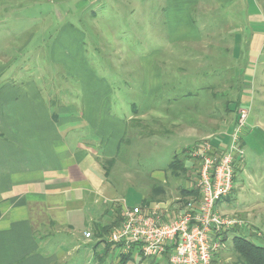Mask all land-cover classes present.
<instances>
[{
  "label": "rangeland",
  "instance_id": "1",
  "mask_svg": "<svg viewBox=\"0 0 264 264\" xmlns=\"http://www.w3.org/2000/svg\"><path fill=\"white\" fill-rule=\"evenodd\" d=\"M171 2L0 0V56L5 62L13 59L5 77L35 82L54 103H76V96L99 91L113 101L119 118L135 116L127 119L110 176L132 206L155 186L165 191L156 196L161 201L183 204L188 196L182 190H194L198 174L194 149L224 140L220 133L233 130L241 108H249L234 189L217 205L220 212L246 219L218 255L217 264H236L235 235L264 246V87L251 103L238 106L236 97L245 71L246 80L254 75L264 86V54L259 61L251 58L243 41L238 47L243 54L233 51L234 35L241 30L245 36L248 29L240 8L245 0L210 13L200 0L186 18L192 22L189 29L178 24ZM187 30L202 41L177 40Z\"/></svg>",
  "mask_w": 264,
  "mask_h": 264
},
{
  "label": "crops",
  "instance_id": "2",
  "mask_svg": "<svg viewBox=\"0 0 264 264\" xmlns=\"http://www.w3.org/2000/svg\"><path fill=\"white\" fill-rule=\"evenodd\" d=\"M204 1L172 0L178 24L191 27L186 18L199 2L209 13L224 3L236 8L239 2L217 0L215 6L214 0ZM245 1L240 8L245 9L248 29L245 36L241 30L242 35L235 33L233 51L243 54L238 48L243 41L251 58L259 61L264 54L263 1ZM189 32L183 31L177 40L202 41ZM11 62L0 56V264H169L166 255L145 259L137 251L124 260L127 255L118 254L109 233H100L132 206L121 198L110 176L128 131L127 119L135 116L119 118L113 101L99 91L87 98L76 96V103L51 102L35 82L6 78ZM248 76L245 71L236 90L238 106L251 103L264 87L256 76L251 81ZM231 129L221 132L224 140L214 144L226 149ZM151 195L135 205L148 210L179 206L161 200L149 204Z\"/></svg>",
  "mask_w": 264,
  "mask_h": 264
},
{
  "label": "built area",
  "instance_id": "3",
  "mask_svg": "<svg viewBox=\"0 0 264 264\" xmlns=\"http://www.w3.org/2000/svg\"><path fill=\"white\" fill-rule=\"evenodd\" d=\"M249 114L247 107L239 111L226 149L212 141L194 149L193 155L199 161L195 179L198 196L176 207L157 205L148 210L135 205L123 209L120 225L108 235L118 254L137 251L145 259L166 255L169 264H217L232 230L246 223L239 216L220 212L217 205L234 189V167L244 154L240 139ZM91 235L85 232L86 237Z\"/></svg>",
  "mask_w": 264,
  "mask_h": 264
},
{
  "label": "trees",
  "instance_id": "4",
  "mask_svg": "<svg viewBox=\"0 0 264 264\" xmlns=\"http://www.w3.org/2000/svg\"><path fill=\"white\" fill-rule=\"evenodd\" d=\"M178 154L174 155L175 157H177ZM176 160H173L171 163L175 162ZM184 171V170H183ZM165 191L163 190L162 187L160 186H155L152 192L151 197V201H156V200H160L158 199L156 196L158 195H163ZM182 193L186 196H188L187 199L190 198V196H198L199 195V191L194 188V190L192 189H183ZM187 199L185 200L186 203ZM122 221V217L121 215L117 217L116 222L112 225V226H104L102 227L100 232L101 235L110 233V231L115 227L120 225ZM238 228H235L232 230V233H236L238 231ZM224 240L227 241L228 240V233L225 234L224 236ZM233 250L235 251V253L238 255V260L236 264H264V246L258 245L256 243H254L251 239L247 238L246 236H241V235H235L233 237ZM123 257L126 255H122ZM130 256H126L123 259L124 260H128Z\"/></svg>",
  "mask_w": 264,
  "mask_h": 264
}]
</instances>
